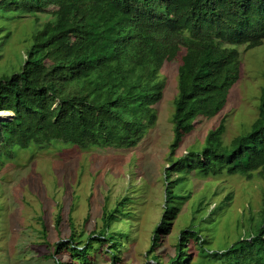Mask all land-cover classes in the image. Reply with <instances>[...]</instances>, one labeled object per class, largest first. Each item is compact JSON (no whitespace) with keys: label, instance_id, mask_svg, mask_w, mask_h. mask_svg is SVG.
<instances>
[{"label":"trees","instance_id":"16d2710c","mask_svg":"<svg viewBox=\"0 0 264 264\" xmlns=\"http://www.w3.org/2000/svg\"><path fill=\"white\" fill-rule=\"evenodd\" d=\"M29 16L38 28L25 59L19 70L0 76V112L13 114L0 117V156L9 159L16 148L53 143L136 147L158 120L156 105L164 95L161 70L185 49L174 97L164 211L150 249L156 263L161 264L154 253L161 232L170 229L183 200L191 197L185 175L264 176V86L247 133L226 143L227 127L221 121L199 150L174 157L199 118H214L225 107L240 77L238 46L247 51L264 43V0H0V60L13 34L10 23ZM231 199L227 195L225 202ZM130 201L124 197L109 214L105 205L98 237L79 243L71 234L69 251L78 264H90L89 256L104 242H110L111 264H119L131 224L126 223L127 231L115 232L111 226L130 216L125 209ZM193 220L194 214L169 264H188L187 243L190 237L199 240L201 231ZM67 245L58 241L54 254L60 256ZM223 255L225 264H264V204L257 230Z\"/></svg>","mask_w":264,"mask_h":264},{"label":"rangeland","instance_id":"374dc122","mask_svg":"<svg viewBox=\"0 0 264 264\" xmlns=\"http://www.w3.org/2000/svg\"><path fill=\"white\" fill-rule=\"evenodd\" d=\"M10 27L13 34L2 49L0 76L19 70L38 24L29 16L11 22ZM238 48L240 77L230 89L225 107L214 118L195 122L175 158L190 149L199 150L208 132L221 121L227 127L226 143L249 131L258 115L264 86V43L247 51L244 45ZM184 52L181 49L163 66L164 95L156 105L158 120L136 147L120 150L53 143L50 147L16 148L11 159L0 156V264H78L69 251L71 234L79 243L98 237L106 220L105 205L107 214L112 213L124 197L131 200L125 204L130 216L113 221L111 226L117 232L127 231L126 223L131 224L130 242L123 246L119 264H158L150 249L164 211L174 97ZM1 115L11 117L6 112ZM176 177L173 172L172 178ZM185 181L191 197L183 200L182 211L170 229L161 232L154 253L161 264H169L181 231L188 228L194 214L193 226L201 230L200 241L190 237L188 264H225L223 252L257 230L264 204V176L257 172L252 179L238 174L203 177L192 173L185 175ZM227 195H232L229 202H225ZM118 214H124L121 207ZM60 240L68 245L56 256L55 244ZM109 245L104 242L93 250L90 264H111ZM208 250L210 257L206 259Z\"/></svg>","mask_w":264,"mask_h":264},{"label":"water","instance_id":"95a60500","mask_svg":"<svg viewBox=\"0 0 264 264\" xmlns=\"http://www.w3.org/2000/svg\"><path fill=\"white\" fill-rule=\"evenodd\" d=\"M9 116H12L13 114L12 113H9V112H6Z\"/></svg>","mask_w":264,"mask_h":264},{"label":"clouds","instance_id":"9594fccd","mask_svg":"<svg viewBox=\"0 0 264 264\" xmlns=\"http://www.w3.org/2000/svg\"><path fill=\"white\" fill-rule=\"evenodd\" d=\"M4 112H9V111H4ZM1 113V112H0ZM10 113V112H9Z\"/></svg>","mask_w":264,"mask_h":264}]
</instances>
